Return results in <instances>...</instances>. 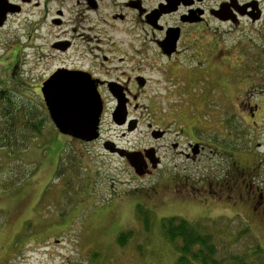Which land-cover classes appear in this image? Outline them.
<instances>
[{
	"label": "rangeland",
	"instance_id": "374dc122",
	"mask_svg": "<svg viewBox=\"0 0 264 264\" xmlns=\"http://www.w3.org/2000/svg\"><path fill=\"white\" fill-rule=\"evenodd\" d=\"M95 1L96 9L88 0H31L22 14L10 16L0 27V88L40 106L42 81L55 66L74 63L77 56L80 62L107 57L113 61L109 67L121 69L114 77L124 71L132 79L137 73L149 79L145 93L130 108L129 118L138 119V124L133 129L115 125L109 110L101 138L85 143L60 133L49 118L29 148L15 156L9 150L1 155L0 264H175L179 254L162 229V218L174 215L206 221L216 235L224 230L230 239H239L231 248L238 252L250 248L251 254L259 245L264 250V225L253 218L251 208L236 207L232 194L223 195L230 202L208 195L193 197L172 182L171 176L180 173L200 186L205 174H224L230 157L210 153L207 161L191 163L171 146L173 141L186 145L187 140L170 132L157 141L148 126L179 123L182 114L188 116V123L201 118L210 142L229 149H249L258 142L259 154L264 155V0H259L263 15L256 21L244 17L238 24L225 23L209 16L208 25L196 32V26L184 25L185 34L193 28L184 39L194 45L174 64L158 55L156 40H164V31L153 28L143 16L163 0H141L142 16L127 8L130 0ZM203 1L200 8L209 10L225 0ZM186 9L167 13L159 25L177 27ZM57 10L63 12L61 26L52 24ZM119 15L124 20L114 18ZM63 35L75 38L74 49L46 58L50 44ZM84 38L97 57L85 52ZM136 103L142 107L136 109ZM255 103L260 105L256 129L249 116ZM169 127L177 130L175 124ZM106 140L128 151L162 145V164L149 176L137 175L128 161L105 148ZM58 144L62 149H56ZM262 170L258 181L264 186ZM139 205L149 214V226L141 220ZM123 232L132 236L120 246ZM217 236L226 247L228 236Z\"/></svg>",
	"mask_w": 264,
	"mask_h": 264
},
{
	"label": "flooded vegetation",
	"instance_id": "af4514ba",
	"mask_svg": "<svg viewBox=\"0 0 264 264\" xmlns=\"http://www.w3.org/2000/svg\"><path fill=\"white\" fill-rule=\"evenodd\" d=\"M9 1V0H8ZM140 1L141 6L143 5V2L141 0H130L126 3L127 8L132 9L139 12V16H142L140 10L136 7ZM164 1V2H163ZM160 2L158 5L159 9L163 8V4H165V0ZM10 2V1H9ZM24 2V3H23ZM31 0H19V1H11L10 3L18 5L20 8L19 11L11 13L8 17L12 15H20L23 12L24 4L30 3ZM190 4L184 5L183 3L179 6V9L182 7L187 8V14H192L193 11H196L194 13L198 14L200 10L203 11V14L197 17H200L201 20L198 22H184L182 20L183 15L180 17V25L177 27L180 28V38L178 40V43L176 45V48L174 51L170 54L168 53L162 46V41H164L167 37L168 29L171 27H168L165 29L162 25H159L160 20H162V17H164L167 13L162 14L158 21V27H154L152 24L148 23L147 21V15L150 12H146L143 16L145 17L146 23L153 26V28L159 29L164 31V40H156L157 41V47H158V55L162 58H165V60L168 63L174 64L175 62H181L182 58H185L186 53L188 49L193 48V41H189L186 43V36H190L192 29L188 28V34H185L186 31L183 30L184 25H193L196 26L193 31H200L202 30L200 27H204L208 25V17L212 16L215 20L225 23H239L240 18L247 17L251 19V17L248 15V12L252 11L255 7L256 9H259L260 18L263 15V8L261 6V3L259 0H245L243 3L239 4L238 0H225L221 2L217 9H220L222 4L224 5V9H227V11L234 17L233 19L229 20H222L218 18L215 14L212 13L215 9L210 8L209 10H204L200 8L201 3L197 0H190ZM204 2V1H202ZM235 6H234V5ZM88 5L91 8L97 7V2L95 0H88ZM196 5V7H194ZM198 5V6H197ZM161 7V8H160ZM178 9V10H179ZM198 9V10H195ZM239 10L245 11L247 14L240 15ZM153 11V10H152ZM257 13V12H256ZM122 16V15H121ZM114 16L116 20H124L125 16L123 15L121 17ZM63 12L61 10H57L56 16H53L52 24L53 26H61L64 23V20L62 19ZM259 18V19H260ZM78 28H75L74 32H77ZM203 35V34H202ZM86 35L83 34V37ZM87 40L91 41L90 36H86ZM219 38H216L214 40H217ZM214 43V42H212ZM85 52L90 54L93 52V55L96 56L95 49L90 47V43L83 39V43L81 45H85ZM76 46L75 38L74 37H67L66 35H63L62 37L57 36V38L50 44V53L46 54V58H54L57 56H62L65 54H70L71 50L74 49ZM88 46V47H87ZM114 46V45H113ZM203 46V45H202ZM216 47V44L214 45ZM205 48V46H203ZM207 48V47H206ZM98 50H101V47L98 46ZM208 51V50H207ZM90 52V53H89ZM95 52V53H94ZM207 54V52H206ZM205 54V55H206ZM234 57H235V71L234 74H236V50H234ZM42 57H45V54L41 55ZM81 56V54H80ZM97 57V56H96ZM123 58H120L119 60H123ZM226 59V58H225ZM113 61H110L107 57L98 60L95 57H93L91 60L87 62H80L79 57L77 56L76 61L74 63H68L63 62L60 63L58 66H55L49 74H47L42 81L41 88L44 82H46L50 77H52L57 71L60 69H64L66 71H72V72H78L83 75H89L91 79L96 83V87L98 89V92L100 93V96L102 98L103 102V109H102V115H101V121H100V137L102 136V128L104 124V116L105 114L110 110V116L113 119V124L119 125V126H126V128L130 129L131 127H136L138 124V119H130V108H132L133 102L141 97L145 93L144 89L147 85L146 81L149 79L141 74H136L133 79L130 76H125L126 72H122V76L118 74L117 76H113L114 72L121 71L119 67L111 68L108 66V64H111ZM123 62V61H122ZM120 63V61H119ZM141 70V69H140ZM70 73V72H66ZM140 73V72H139ZM127 77L125 80L124 78ZM42 93V91H41ZM43 95V93H42ZM120 100L124 102V107H126L127 110V116L126 121L123 124H118L114 120V112L117 110ZM112 102V106L109 107V103ZM235 105V104H233ZM251 105V103H250ZM259 104L255 103L254 106H250L251 114L249 115L250 118L254 120V129H256V125L258 124V118L257 116V110L259 109ZM136 109H140V104L136 103ZM236 115V112H235ZM182 118L181 122H170L169 124L165 126L161 125H154L152 123H149L148 126L151 129V135L154 139L162 140L164 139L170 132H174V136L177 138H183L187 140V144L181 142V141H173L171 143V146L173 149H175L176 153L182 155L186 161L189 162H198V161H207L209 158V154H225L229 156V162L228 166L226 168H223L225 171L224 174H222L220 177H214L210 176L208 173L203 176V179L201 180L200 186H195V184L191 183L189 180V176L187 174H180L175 173L172 178V182L175 185V187H181L182 190L190 191L191 196L197 197L198 195H208L212 196L214 198L218 197L220 199H224L227 201H231L230 198H228L232 194L233 200L232 203L240 208L242 206H247L248 208L252 209V216L253 218H257L261 224L264 225V186H262L261 183H259V178H261L264 167V155H260L262 153L259 152V149L261 148L262 144L256 142V146L250 147L249 149L245 148H234L229 149L225 148L224 146H221L218 141L210 142L207 134V127L206 124L203 123V120L201 118H196V121L193 123L190 119L191 123L187 122L188 116H185L182 114L180 116ZM184 117H186L184 119ZM175 124L177 126V130H172L169 125ZM236 125V124H235ZM258 131V130H257ZM257 131L255 134H257ZM97 139V140H98ZM78 140V139H77ZM81 141V140H79ZM96 141V140H95ZM83 142V141H81ZM94 142V141H93ZM112 141L106 140L105 141V148L106 143L109 145V148H117L115 145H112ZM161 147L160 146H151V149H144L142 152H140V157L144 162L143 170L145 171V176H149L152 173L159 170L158 168L162 164L163 156L161 155ZM108 149V151H111V149ZM117 153V152H114ZM260 153V154H259ZM149 155L153 157V159L157 160V165L153 166ZM126 161L129 162L127 157H123ZM130 164V162H129ZM131 165V164H130ZM132 167V166H131ZM133 168V167H132ZM134 169V168H133ZM135 171V169H134ZM193 189V191L191 190ZM224 194H227V196H223ZM236 196V197H235ZM241 212V211H240ZM238 212V215H241V213Z\"/></svg>",
	"mask_w": 264,
	"mask_h": 264
},
{
	"label": "water",
	"instance_id": "95a60500",
	"mask_svg": "<svg viewBox=\"0 0 264 264\" xmlns=\"http://www.w3.org/2000/svg\"><path fill=\"white\" fill-rule=\"evenodd\" d=\"M162 9H155L147 15L148 23L154 27H158V21L162 14L177 11L179 6L190 4V0H165ZM203 1V0H197ZM136 6L140 12H144L140 1ZM233 2V0H231ZM222 4L220 9L212 11L218 18L222 20L233 19L234 17L224 9ZM234 5V4H233ZM235 6V5H234ZM18 5L10 3L8 0H0V27H3L11 13L20 10ZM161 8V7H160ZM183 15L184 22H198L201 20L197 17L203 14L200 10L198 14ZM257 12V13H256ZM240 15L247 14L245 11L239 10ZM197 15V16H196ZM252 21L260 18L259 9L253 8L248 12ZM122 17V16H121ZM180 38V28L171 27L168 29L167 37L162 41L163 48L172 53L176 48ZM70 72V73H66ZM41 91L43 93L44 103L49 112L50 118L55 124L57 130L83 142H92L100 137V121L103 109V102L96 87V83L89 77L78 72L66 71L60 69L46 82L43 83ZM114 120L118 124H123L126 121L127 110L124 107V102L120 100L117 110L113 114ZM130 129H133L132 127ZM111 143V142H110ZM114 145V143H111ZM106 147L109 145L106 143ZM113 152H117L122 157H127L131 166L135 169L136 174L143 175L144 162L141 159L140 152L128 151L121 148H109ZM153 166L157 165L158 161L149 155Z\"/></svg>",
	"mask_w": 264,
	"mask_h": 264
},
{
	"label": "trees",
	"instance_id": "16d2710c",
	"mask_svg": "<svg viewBox=\"0 0 264 264\" xmlns=\"http://www.w3.org/2000/svg\"><path fill=\"white\" fill-rule=\"evenodd\" d=\"M39 105L29 103L24 98H17L6 88H0V157L6 150L14 152L15 156L18 151L29 148L33 141L42 135L44 122L50 116L45 103ZM59 148L62 149L58 144L56 149ZM25 196L24 194L23 199H20V204L25 200ZM138 210L143 216L140 218L144 225L149 226V214L140 205ZM218 221L215 220L213 223L217 224ZM205 223L190 221L176 215L162 218L163 233L179 254L175 264H264L262 260L259 261V258L264 260V250L260 245L251 254L248 253L250 248L238 252L231 248L239 239H230V235L220 229L217 235L228 236L226 238L230 239L228 245L222 247L216 233L210 231V227ZM131 236L132 232L121 233L118 237L119 245L124 246ZM93 248L91 247L92 250ZM92 256L96 257L97 254L94 253ZM251 256L256 258L251 259Z\"/></svg>",
	"mask_w": 264,
	"mask_h": 264
}]
</instances>
